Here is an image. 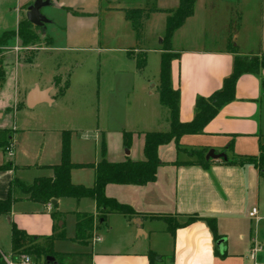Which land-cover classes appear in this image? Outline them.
I'll use <instances>...</instances> for the list:
<instances>
[{
  "label": "crops",
  "instance_id": "0c3cea01",
  "mask_svg": "<svg viewBox=\"0 0 264 264\" xmlns=\"http://www.w3.org/2000/svg\"><path fill=\"white\" fill-rule=\"evenodd\" d=\"M120 1H51L65 14L63 23L47 19L59 35L51 38L45 30L49 44L36 49L28 61L17 62L0 82V130L9 132L11 148V153L0 149V166L10 165V169L0 171V200L9 193L16 200L11 214L0 216V255L18 252L11 245L12 223L46 249L43 244L58 237L66 222L74 226L71 239L75 238V214H95L96 206L90 199L62 198L55 201L62 217L53 221L51 203L32 202L13 185L16 181L28 187L36 179L54 176L51 168L60 163L63 132L71 133L70 160L80 165L99 161L102 136L107 162L121 163L127 157L143 161L144 134L170 130L169 111L159 101V67L165 11L175 10L179 0H139L143 3L140 7L124 0L129 8L118 6ZM148 4L161 12L151 13L144 24L146 48L141 52H146V65L138 70L124 49L135 43L124 10H147ZM232 5L238 6L239 22L230 45L241 56L255 48H259L256 53H264L262 0H196L193 15L171 38V48L179 54L171 62V86L180 93L179 119L183 123L193 120L196 100L220 90L232 73L233 54L227 49ZM101 14L108 16L111 39H122L120 29H124L126 43L120 49H100ZM217 24L221 27L220 46H201L200 33ZM242 35H246L245 41ZM114 51L118 56L111 55ZM84 52L91 55L81 56ZM41 57L44 61L40 63ZM17 67L37 74L30 82L21 83L14 73L11 76ZM262 83L264 70L259 76L242 75L235 85V99L221 108L202 134L184 135L177 145L160 146L158 158L163 165L157 169L155 182L106 185L105 197L142 217L111 214L102 235L95 232L85 244L74 240L73 244L83 249L63 254H90V264H150L149 254L161 258L153 264H264V180L259 171L252 165H225L219 160H211L207 169L195 164L174 165L196 162L187 153L194 150H205V155L210 150L224 152L229 159L257 157L259 144L264 142ZM33 90L47 91L48 101L28 108L26 98ZM123 132L132 134L128 151L122 145ZM229 145L231 150H227ZM94 178L93 169L70 172L73 185L91 188ZM253 208L257 214L250 218ZM158 215L179 225L192 215L215 219L217 235L223 240L221 250L203 222L170 231L166 221L150 218Z\"/></svg>",
  "mask_w": 264,
  "mask_h": 264
},
{
  "label": "trees",
  "instance_id": "16d2710c",
  "mask_svg": "<svg viewBox=\"0 0 264 264\" xmlns=\"http://www.w3.org/2000/svg\"><path fill=\"white\" fill-rule=\"evenodd\" d=\"M196 0H179L178 7L174 11H165L168 14L165 22V31L161 41V57L159 67V101L160 104L169 111L170 130L166 133H146L144 134L143 161H132L128 157L121 163H109L105 160L106 144L102 136L99 144L98 155L99 161L96 164H73L70 160V132H63L61 138L60 163L51 169L54 176L52 178H39L34 181L31 186L25 187L19 182L13 185L19 187L21 191L28 196L32 202L40 204H49L62 198H73L76 200L90 199L94 201L96 206L95 214H75V238L74 240L80 244L94 238V233L98 232L102 227H107V218L111 214L123 215L127 218L141 216L134 212L130 207L120 205L115 200L104 196V188L106 185H133L145 186L155 182L157 169L163 164L158 158V148L173 142L178 144L179 139L184 135H199L203 133L205 126L215 118L221 108L235 99V85L237 80L244 74L259 76L264 70V54L257 57L246 58L247 56L239 55L238 51L231 45L228 50L233 54V70L229 77L224 79L220 90L212 94L209 98H198L195 102V116L192 121L183 123L179 119V97L178 90H174L171 86V62L179 58V54L173 52L171 48V38L173 33L179 29L185 20L193 15V7ZM153 12H161L159 10L146 9H126L124 10L125 20L131 24L136 39L139 40L145 22ZM35 26L26 22H21L15 32L6 33L16 36L23 45L38 41V37L33 32ZM237 28V26H236ZM48 39L46 43L49 44ZM128 57L135 60L138 70L144 69L146 65L145 54L133 56L128 53ZM264 88V83H262ZM9 132L0 130V149L5 151L9 147ZM132 134L122 133V145L126 151L131 147ZM231 150V145L227 150ZM206 151H197L196 162L174 163V165H199L207 169L211 160H205ZM224 153V152H220ZM195 154H193L195 156ZM191 156V154H189ZM227 157V156H226ZM225 165H252L258 171L264 180V142L259 144V155L251 158H232L227 157L226 160H219ZM10 169L9 164L0 166V171ZM74 169H93L95 173L94 185L86 188L81 185H73L70 181V172ZM16 200L11 193L6 199L0 200V216H9L11 207ZM56 204L53 205L54 211L51 214L53 221L60 220L62 215L56 211ZM142 217V216H141ZM152 219L166 221L169 230L183 227L191 223L203 222L212 234L213 240L217 243L221 238L217 235L216 220L213 218H201L197 215L188 216L183 225L173 224V222L163 215L151 216ZM37 238H29L24 232L17 229L11 224V245L14 250L20 252L21 247L26 240L36 241ZM53 240V238H50ZM23 253V252H20ZM37 259H43L44 264H48L47 257L53 258L55 264H90V254H54L49 249L35 248L34 253H27ZM149 262L159 259L153 254H149ZM0 264H5L0 255Z\"/></svg>",
  "mask_w": 264,
  "mask_h": 264
},
{
  "label": "rangeland",
  "instance_id": "374dc122",
  "mask_svg": "<svg viewBox=\"0 0 264 264\" xmlns=\"http://www.w3.org/2000/svg\"><path fill=\"white\" fill-rule=\"evenodd\" d=\"M35 1L36 0H0V82L2 78L8 72L11 71L12 67H14V65L17 62L28 61L34 56V54L36 53V49L41 48L46 44L45 30L47 32V35L51 38L55 37L56 39L57 36L59 35L57 34V32L54 33L53 27L48 26V24L43 25V27H35L33 29V32L38 37V41L35 42L34 44L29 43V44L23 45L16 36H12L11 34L10 35L6 34V33L15 32L18 28V25L21 22H26L27 9L28 7L32 6ZM43 1H46V0H43ZM50 1H55V0H50ZM127 1L130 3L132 2L134 5L138 4L139 7L143 5L142 2L139 3V0H127ZM262 1L264 4V0ZM125 2L126 1L121 0L120 2H118L119 3L118 6L125 8L127 7V5H130V4L126 5ZM148 6L149 7H147V10H152L150 9V4H148ZM85 9H88V8L85 7ZM237 9H238L237 5H232L230 9L232 13V19H231V23L228 26L229 41L227 44V48L231 44V36L233 35L234 31L237 29L236 26H238L237 21L239 22L238 20L239 11ZM254 12H256V8L254 9L253 13ZM39 14L48 20L53 19L55 23H63L65 19V14L63 13V11L57 10L54 5L42 7L39 11ZM98 18L100 20V32H101V38L99 40L100 49H107V48L120 49L122 45L126 43L123 40L124 33H125L124 29H120L121 30L120 32L122 34L121 35L122 39L121 38L120 40L119 38L111 39V35H108L111 32L110 31L111 26L108 25V22L110 21L107 20L108 16H104L103 14H101L99 15ZM117 18L119 17L117 16ZM220 28L221 27L219 26V24H217L216 27H211V28L207 27L204 33H200V39H199L200 43L199 44L201 46H206V47H219L220 45L219 43H217V41L219 40V37L221 34L219 32ZM106 29H107V32H105ZM144 29L145 27H143V31ZM142 35L139 40H137L135 36V43L134 45L131 46L132 48H124V49L129 51V53L132 54L133 56L145 54V59H146V52H141L145 50L146 48L145 46L146 39H145V35L143 32H142ZM241 39L245 41L247 39L246 35H242ZM134 49L136 51L134 52L135 54L132 53ZM258 49L259 48L249 50L250 52L253 51V53L246 54L247 56L246 58L250 59L251 57L252 58L257 57L259 56V54H262V53H256V52H259L257 51ZM117 53H118L117 51L116 52L114 51V53H112L111 55L118 56ZM90 55L91 53H88V52L81 53V56L89 57ZM43 61H44V57H41L40 63ZM102 69L104 70L105 67H103ZM102 69H101V76L104 75V72L102 71ZM13 73H14V76H13ZM36 74L37 73L35 70L34 71L30 70L27 67H20V68L17 67L14 70H12L11 76H13L14 78L15 77L18 78L21 83L25 84V83L30 82L33 75H36ZM187 153L188 155L191 154L190 159L196 160V154H195L197 153L196 150L190 151ZM193 154H195V156ZM106 229H107L106 227H102L99 230L98 235L100 234L102 235V232H104V230ZM73 231H74V226L72 225V223L66 222L63 231L59 233L58 237L55 236L53 238V241L51 240V242L49 243L46 242L43 245L46 246V249H49L54 254H63V253H68V251H77V250L83 249L80 247V245L73 244L74 239L73 240L71 239L73 236ZM63 232H64V237L62 235ZM51 243H53L52 246H51ZM37 247L45 249L44 247H41L38 243H35V241L32 242V241L26 240L24 242V245L21 247L20 252L34 253L35 248ZM37 263L44 264L43 259L42 258L37 259Z\"/></svg>",
  "mask_w": 264,
  "mask_h": 264
},
{
  "label": "water",
  "instance_id": "95a60500",
  "mask_svg": "<svg viewBox=\"0 0 264 264\" xmlns=\"http://www.w3.org/2000/svg\"><path fill=\"white\" fill-rule=\"evenodd\" d=\"M51 5V1L50 0H36L34 2V4L30 7H28L27 12H26V20L32 24L35 27H43V25L48 24L49 21L42 17L39 14V11L42 7L44 6H49ZM47 91H37V90H33L31 91L26 98V106L28 108H32L35 105H37L38 103H42V102H47ZM226 160L227 157L224 153H215L213 150H210L209 152H207V154L205 155V160ZM52 205H55V201L51 202ZM222 243L223 240H220L217 242V246L219 247V249L221 250L222 247ZM46 261L48 264H55L54 259L47 257Z\"/></svg>",
  "mask_w": 264,
  "mask_h": 264
},
{
  "label": "built area",
  "instance_id": "2783aa9c",
  "mask_svg": "<svg viewBox=\"0 0 264 264\" xmlns=\"http://www.w3.org/2000/svg\"><path fill=\"white\" fill-rule=\"evenodd\" d=\"M5 151H7V153H11V148L7 147ZM256 214H257V210L253 208L249 213V217L254 218ZM253 251L257 252L258 248H255ZM1 258L5 264H38L34 260V257L27 253L14 252V253H10L7 256L1 255Z\"/></svg>",
  "mask_w": 264,
  "mask_h": 264
}]
</instances>
